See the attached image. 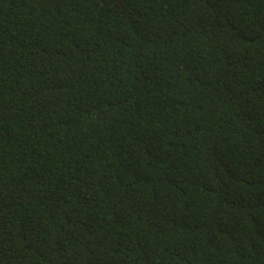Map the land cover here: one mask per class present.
I'll list each match as a JSON object with an SVG mask.
<instances>
[{"label": "trees", "instance_id": "16d2710c", "mask_svg": "<svg viewBox=\"0 0 264 264\" xmlns=\"http://www.w3.org/2000/svg\"><path fill=\"white\" fill-rule=\"evenodd\" d=\"M0 264H264V0H0Z\"/></svg>", "mask_w": 264, "mask_h": 264}]
</instances>
